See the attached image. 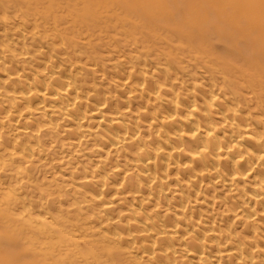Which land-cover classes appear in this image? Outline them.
Here are the masks:
<instances>
[{
	"label": "bare ground",
	"instance_id": "obj_1",
	"mask_svg": "<svg viewBox=\"0 0 264 264\" xmlns=\"http://www.w3.org/2000/svg\"><path fill=\"white\" fill-rule=\"evenodd\" d=\"M0 154L63 172L0 264H264V0H0Z\"/></svg>",
	"mask_w": 264,
	"mask_h": 264
},
{
	"label": "rangeland",
	"instance_id": "obj_2",
	"mask_svg": "<svg viewBox=\"0 0 264 264\" xmlns=\"http://www.w3.org/2000/svg\"><path fill=\"white\" fill-rule=\"evenodd\" d=\"M18 30L22 32L20 28ZM58 123L60 125L62 124L60 122ZM52 127L53 126H51L50 129ZM56 129H59L58 124ZM47 140V144L40 147H34L43 155H48L54 150L53 147H47L49 144H51L49 137H47ZM66 155L67 154L63 153L62 151H59L57 158L64 157ZM0 158V234L6 232L9 235L14 236L18 232L26 230L28 226H25L27 223H25L24 220L30 221L31 227L29 230H26L29 231V234L31 233V228H39L40 225L44 226L52 222L51 215L54 214L53 211L49 210V213L51 214L50 215L48 211L42 210L38 216V214L31 207V203L39 202L40 195L43 193V191H53L58 186L62 185L61 180L63 179V172L61 167H58L55 162H51V164L46 167L45 171L43 169H39L40 173L38 174L37 171L35 172L37 163L35 162L34 158L8 159L7 156H1ZM9 169L14 170V172H12L15 175L14 177L13 175H10V172H8L10 171ZM19 201H22V205L19 209H15L14 205ZM77 206L80 205L77 204ZM37 217H41L43 219L39 221ZM53 228L60 230V228L57 226L50 227L51 230H53ZM74 244L72 247L74 252L87 250V247L83 242L76 243L75 245ZM29 247L30 245L25 247L19 246L17 249L11 251L14 247L4 243L1 244L0 250L21 255L28 254L29 251L27 248ZM37 251L40 252L38 249ZM55 255H57V253H55ZM4 260L8 261L7 259ZM28 262L30 261L27 257H25L20 259L17 264H26Z\"/></svg>",
	"mask_w": 264,
	"mask_h": 264
}]
</instances>
